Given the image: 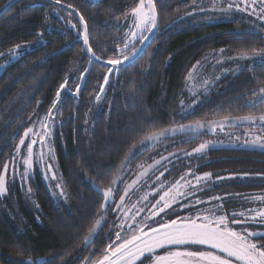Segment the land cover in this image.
I'll use <instances>...</instances> for the list:
<instances>
[{
	"label": "trees",
	"instance_id": "16d2710c",
	"mask_svg": "<svg viewBox=\"0 0 264 264\" xmlns=\"http://www.w3.org/2000/svg\"><path fill=\"white\" fill-rule=\"evenodd\" d=\"M8 1L0 0V9ZM154 2L156 33L137 60L117 70L90 133L86 132V114L108 67L90 63L82 35L78 36L69 22L82 32L77 13L82 14L89 28V46L104 60L115 58L117 52L112 49L118 50L123 44L124 30L119 22L139 0H61L76 11L47 0H18L1 15L0 53H9L17 45L36 46L0 72V171L29 118L38 108L47 107L67 81L54 145L71 206L69 211L54 203L39 177L34 186L38 210L27 208L21 194L13 206L0 197V264H83L93 250L102 249L114 219L111 212L90 246L84 244L86 230L77 225L96 211L95 202L101 199L93 186L108 185L129 150L149 132L203 120L264 115V105L253 108L248 103L253 99L249 90L264 86V64L248 66L222 79L193 110L179 112L177 101L185 78L199 58L216 48L233 54L258 51L264 49V39L256 32L238 31L239 23L234 21L206 24L181 20L192 12L193 0ZM5 58L0 57V64ZM73 70L77 78L85 73L79 95L74 98L68 90L76 82L74 77L70 79ZM197 142L192 140L191 145ZM183 160L176 161L180 162L174 169L176 174L185 170ZM188 167L197 174H212L207 184L212 186L199 196L225 198L223 203L211 201L206 207L219 202L226 213L244 211L253 203L242 197L264 192V180L260 179L264 175V151L210 149L190 159ZM245 173L254 179H240ZM97 217L92 216V222Z\"/></svg>",
	"mask_w": 264,
	"mask_h": 264
},
{
	"label": "snow or ice",
	"instance_id": "6c2138e0",
	"mask_svg": "<svg viewBox=\"0 0 264 264\" xmlns=\"http://www.w3.org/2000/svg\"><path fill=\"white\" fill-rule=\"evenodd\" d=\"M50 3L60 5L62 9L76 11L71 4H61V0H50ZM224 3L226 8H221V11L241 12L249 18L255 17V20L249 22L264 31V0H224ZM194 6H196L195 0ZM197 10L207 14L205 8L198 7ZM212 10L215 11V6ZM156 11L157 6L154 0H139V3L131 9L132 24L129 33L126 34L124 48L112 49L113 52H117V55L115 58L107 60L102 59L89 46L87 22L82 14L77 13L82 26V32L78 31L77 35H82V42L89 61L100 63L109 69L108 73L103 75L99 93L105 92V86L110 84V76L115 75L118 68L123 67L126 62L139 55L140 50L136 49V43L138 42L143 48L145 41L158 27ZM71 27L75 28L76 26L71 25ZM145 33L149 35H145ZM261 38L264 39V37ZM19 48L20 45H17L9 53H0V57L14 58ZM128 51L132 52V56L126 54ZM257 56L264 59V49L253 50L252 56L242 54L236 59H255ZM86 71H90V69ZM67 83L65 81L60 85L61 91L67 90ZM81 87L82 85H78L76 92L70 93V96L73 98L78 96ZM61 91H57L53 104L42 119L37 114L34 126L24 131L23 137L15 147L14 155L8 162L3 163V171H0V196L6 195L10 185L17 181L14 171L17 163L23 166V171L19 173V179L23 181L29 177L33 170L35 145H48L51 153L52 125L48 121L54 123V117L58 118ZM249 94L253 99L248 103L253 108L258 104L264 105V86L250 89ZM95 99L98 101L101 96L97 95ZM245 119L249 121L250 125L258 124L259 128L264 130V115L258 118L246 117ZM148 123L153 122L148 121ZM37 124L39 125L38 131L35 127ZM222 124L223 122H221V126ZM204 127V124L196 122L194 125H181L175 131L184 132ZM168 135V130L146 134L139 147L129 150L128 158L121 163L117 170L118 173H123L128 169V166L139 155L141 148L147 149L158 140L167 138ZM26 139L29 140L28 143L25 142ZM257 139L264 144V135H259ZM22 147L26 149V155L21 151ZM206 147L207 145L202 143L193 152L201 153ZM184 155L191 156L192 153H184ZM166 159L167 157H161V160ZM160 163V160L155 161L157 165ZM10 164L13 165L12 169L9 167ZM53 167V164L48 163L46 170H51ZM165 170L167 171L166 168ZM145 176H147V171L140 172L137 180ZM160 176H164V172H161ZM211 176V173L201 176L196 175L195 171H190L181 175L180 179L167 190H165L164 182L158 177L156 181L159 185L157 194L159 192L163 194H159V198L155 199L154 203L145 196L144 203H140L138 206L131 205V207L126 205V198L130 195L129 190L137 181L125 185L124 194L119 195L118 203L115 197L120 191V185L124 184V176H118L108 185L97 188L96 191L101 199L95 202L96 211L90 213L83 224H78L77 227L81 231L86 230L84 244L90 246L107 224L108 214L111 212L114 217L113 232L109 235L107 244L102 249L93 250L91 255L85 259V264H264V231L251 229L253 224L264 227V192L242 197L249 204H256V207H247L244 211L226 213L223 212L220 204L202 209L201 206L205 205V200L202 196H197L196 193L205 191L207 184L211 181ZM105 178L101 177V179ZM239 178L254 179L247 173ZM217 179H222V177L218 176ZM260 179L264 180V175L260 176ZM224 199L222 196H217L210 197L209 201L223 203ZM185 210H187L186 214H184ZM94 215H98L99 218L92 222ZM25 264H40V262L26 261ZM47 264H53V262L48 261Z\"/></svg>",
	"mask_w": 264,
	"mask_h": 264
},
{
	"label": "rangeland",
	"instance_id": "374dc122",
	"mask_svg": "<svg viewBox=\"0 0 264 264\" xmlns=\"http://www.w3.org/2000/svg\"><path fill=\"white\" fill-rule=\"evenodd\" d=\"M90 1L94 2L97 0H90ZM195 4L196 6H194V0H193L194 8H192L191 10L192 12L183 16L181 20L193 21L196 23H206V24H217L221 22L234 21L239 23L237 29L238 31L249 32V33L256 32L259 33L262 37H264V31H262L259 27L254 26L252 23L249 22L250 20H255V17L249 18L245 13H241V12L221 11V8H226V4L224 3V0H195ZM213 6H215V11L212 10ZM198 7L207 9V14L198 11L197 10ZM130 14L131 12L128 15H126V17L123 20L119 22V25L124 30L123 44L121 45V47H119V49L124 48L126 42L125 37L126 34L129 33V29L132 24V21L130 19ZM71 25L73 24L69 22L70 27ZM72 29H74L75 33L77 34V30L75 28ZM145 35H148V33H145ZM35 46H36L35 44L20 46L14 58L6 57L3 63L0 64V72L3 70V68L6 65L13 62L17 58H19L22 54H24L26 51L31 50ZM131 53H132L131 51H128L126 54H131ZM242 54L247 56H252L253 52H240L233 54V53H229L226 48H216L208 51L201 58H199L190 68L185 78L183 90L177 101L179 112H189L193 110L197 105H199L203 101L204 97L210 91V89H212L215 85H217L222 79L226 77H232L248 66H252L255 64H264V59H262L260 56H257L255 59H247V60L236 59V57ZM108 71L109 69L106 70V73H108ZM117 72L115 75L110 76V84L105 86V92L101 94L99 93L98 90V94H95L91 99V103L88 107V111L86 114L87 118L85 124L86 132L88 133H90L91 131L95 114L100 110V107L106 102L107 94L112 88L113 85L112 82L114 81L113 79L116 78ZM77 75L78 73L76 74V71L73 70L70 79L74 77L76 82L73 88H68L69 93H75L78 85L81 84L82 77L77 78ZM102 83H103V79L101 84ZM65 94H66L65 91H61V100L64 98ZM97 95L101 96V99L98 101L95 99ZM53 101L47 107L38 108L36 112L33 113V115L28 120V125L26 129L34 126V121L36 120L37 114L41 117V119L47 114V111L53 104ZM60 103L58 105L59 108H60ZM260 116L262 115H258V116L244 115L238 117H226L221 119L197 121L200 122L201 124H204L205 127L198 130L194 129V130H187L184 132L175 131L181 125H175L167 129H164V130H168L169 132L167 138H162L161 140H158L156 143L152 144L147 149L141 148L139 155H137L133 163L128 166V169H126L125 172L123 173H118V172L116 173L114 179L121 175L124 176L125 178L124 184L120 185V191L118 194H116L115 197L117 203L119 202V195L124 194L125 185L132 184L133 181H137V183L134 184L132 188L129 190L130 195L126 198V205L129 207H131V205L138 206L140 203H144L143 198L145 196H147L149 201H152L154 203L155 199L159 198V194H163L162 192H159V194H157L159 190V185L156 183L158 177L164 182L165 190H167L170 186L174 185L177 180L180 179L181 175H185L188 172L192 171L188 167L190 165V159L203 155L210 149L244 148V149L264 151V144H262L257 139L259 135H264V130L260 129L258 124L250 125L249 121L245 119L246 117L258 118ZM54 119H55L54 123H52V121H48V123L52 125L51 153L49 152L48 145H43V146L40 144L35 145L34 154H33V170L30 173L29 177L25 178L23 181L19 179V173L23 171V166L20 163H17L15 165L14 171L15 174L17 175V181L14 184L10 185L9 191L6 195L0 196L7 205H12V206L16 205L18 194H21L22 199L25 202L27 208H29L30 210H38L39 206L37 200L35 199L34 186L35 184H37V177H39L42 184L46 188L49 196L51 197L52 201L58 205H63L64 207L67 208V210L70 211V206H71L70 199L64 188L61 171L56 158L55 145H54L55 131L61 124V118L59 114H58V118L54 117ZM221 122H223L222 126H221ZM195 123L196 122H191L182 125H194ZM35 127L38 131L39 125L37 124L35 125ZM143 139L144 137L139 142H137V144H135V146H133L131 149L135 147H139L140 142ZM196 139L198 140V142L192 146L191 141ZM25 142L28 143L29 140L26 139ZM18 143L19 141L17 142V144ZM202 143L206 144L207 147L201 153H194L193 150L199 147V145ZM21 151L26 155V149L22 147ZM14 153H15V148L11 156H13ZM172 153H175L176 155H170ZM184 153H192V155L185 156ZM128 155L129 152L125 160L128 158ZM162 156L167 157V159L161 160ZM183 158L184 160L182 162L184 163L186 168L180 174H176V171H174V169L180 163L176 161L178 159H183ZM9 159L7 160V162L9 161ZM156 160H160L161 163L159 165L155 164ZM48 163L54 165V167L51 170H46V166ZM9 167L10 169H12L13 165L10 164ZM165 168L167 169V171L165 170ZM144 171H147V176L140 177L139 180H137L139 173ZM161 172H164V176H160ZM196 175L203 176V174H197V173ZM210 186L212 185L211 184L207 185L206 189H209ZM196 195L199 196V192H197ZM203 199L205 200V205L201 206L202 209L206 207V203L211 202L209 201V199L205 197ZM218 203L219 202H214L213 205ZM221 205L220 207L222 208ZM252 206L256 207V204L253 203ZM208 207H213V206L209 205ZM186 212L187 210H185L184 214H186ZM109 215L112 216V213H110ZM98 218L99 216L97 217V219ZM112 224L113 221L111 223V229L109 235H111L113 232ZM251 229H255L257 231H264V227H261L259 224L251 225ZM83 264H85V261L83 262Z\"/></svg>",
	"mask_w": 264,
	"mask_h": 264
},
{
	"label": "water",
	"instance_id": "95a60500",
	"mask_svg": "<svg viewBox=\"0 0 264 264\" xmlns=\"http://www.w3.org/2000/svg\"><path fill=\"white\" fill-rule=\"evenodd\" d=\"M18 0H9L1 9H0V17H1V15L3 14V13H5V11L11 6V5H13L15 2H17ZM47 1H49L50 2V0H47ZM52 4H54V3H52ZM54 5H56V4H54ZM56 6H59V7H61L60 5H56ZM72 10V9H71ZM73 11V10H72ZM156 14H157V11H156ZM157 20H158V15H157ZM156 30H157V28L156 29H154L153 30V32L150 34V38L147 40V41H145V43H144V45H143V48H141V45H139V47H138V49L140 50L139 51V55L138 56H136L133 60H130L129 62H126L125 64H124V66H126V65H128V64H130V63H132L133 61H135V60H137L138 58H139V56L142 54V52L144 51V49L146 48V46L150 43V41L152 40V38L154 37V35H155V33H156ZM149 35V34H148ZM90 63H92V62H90ZM98 64H100V63H98ZM101 65V64H100ZM105 67V66H104ZM121 68V67H120ZM119 69V68H118ZM84 75H85V73L82 75V81H81V83L83 82V77H84ZM81 85V84H80ZM96 189H97V187H95V186H93V190L96 192V193H98L97 191H96Z\"/></svg>",
	"mask_w": 264,
	"mask_h": 264
}]
</instances>
